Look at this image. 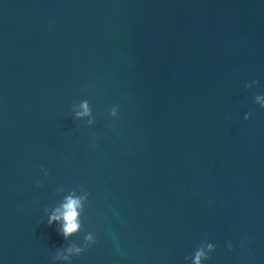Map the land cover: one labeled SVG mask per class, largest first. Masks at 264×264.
Returning a JSON list of instances; mask_svg holds the SVG:
<instances>
[{
    "label": "water",
    "instance_id": "95a60500",
    "mask_svg": "<svg viewBox=\"0 0 264 264\" xmlns=\"http://www.w3.org/2000/svg\"><path fill=\"white\" fill-rule=\"evenodd\" d=\"M258 91L264 0H0V262L54 264L94 231L72 264H185L204 233L207 264H264ZM61 184L90 193L69 240L43 212Z\"/></svg>",
    "mask_w": 264,
    "mask_h": 264
},
{
    "label": "clouds",
    "instance_id": "9594fccd",
    "mask_svg": "<svg viewBox=\"0 0 264 264\" xmlns=\"http://www.w3.org/2000/svg\"><path fill=\"white\" fill-rule=\"evenodd\" d=\"M260 84L258 79L246 80L243 84L245 89H251L258 87ZM252 102L264 109V91L255 92L252 95ZM68 112L70 116L78 121H84V123L90 127H93L96 121V117L93 113L92 105L88 98H80L73 100L68 105ZM119 115V105L112 104L107 109V116L115 118ZM251 113L245 111L243 113V119L248 120ZM84 118H87L86 120ZM91 136L95 137V133ZM90 146L95 147L96 142L93 139L90 142ZM40 176L42 178L48 177L49 170L43 164L39 165ZM42 178L34 180L35 187H40L42 184ZM55 192L62 193L60 198L52 203L50 206L45 205L43 207L44 218L49 225L55 226V229L59 235H62L65 240H69V237L81 232L83 227L82 217L85 213L87 201L89 199V191L80 184L77 187H65L64 185H58ZM96 241V235L94 231L84 232L81 241L79 243H71L66 246L57 247L54 254L51 256V260L54 262H60V264H72L75 257H79L80 254ZM240 246L244 247L245 242L241 241ZM224 247L231 251L233 244L231 240L224 241ZM217 248V245L212 240L208 239L207 233H204L199 241L187 254L184 255L183 260L185 264H207L210 260L211 254ZM2 264V262H0Z\"/></svg>",
    "mask_w": 264,
    "mask_h": 264
}]
</instances>
